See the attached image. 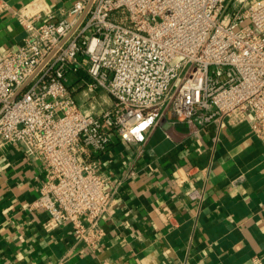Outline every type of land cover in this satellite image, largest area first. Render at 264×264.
Masks as SVG:
<instances>
[{
	"label": "built area",
	"instance_id": "2783aa9c",
	"mask_svg": "<svg viewBox=\"0 0 264 264\" xmlns=\"http://www.w3.org/2000/svg\"><path fill=\"white\" fill-rule=\"evenodd\" d=\"M57 13L34 1L15 14L24 35L0 53V147L43 166L32 207L92 253L113 200L98 159L112 133L142 142L170 111L200 129L245 123L264 141V0H76ZM79 72L112 106L77 99Z\"/></svg>",
	"mask_w": 264,
	"mask_h": 264
},
{
	"label": "crops",
	"instance_id": "0c3cea01",
	"mask_svg": "<svg viewBox=\"0 0 264 264\" xmlns=\"http://www.w3.org/2000/svg\"><path fill=\"white\" fill-rule=\"evenodd\" d=\"M4 1L0 53L24 35L17 11L76 0ZM98 159L113 200L92 253L69 223L32 207L43 166L18 144L0 147V264H264V141L247 124L200 129L167 111L142 142L112 133Z\"/></svg>",
	"mask_w": 264,
	"mask_h": 264
},
{
	"label": "rangeland",
	"instance_id": "374dc122",
	"mask_svg": "<svg viewBox=\"0 0 264 264\" xmlns=\"http://www.w3.org/2000/svg\"><path fill=\"white\" fill-rule=\"evenodd\" d=\"M69 77H70L68 78V82H70L69 85L70 87L73 86L74 88L73 93H75V96L79 101L83 102L86 96L92 94L93 99L95 100L93 101L95 105V109L112 106L113 98H111L104 90L101 89L94 91L87 90L85 83H83V80H86V75L84 72H79L78 74H70ZM79 91L80 94L79 93L77 94V92ZM85 93L88 95H86ZM85 102L87 103L88 99H86L84 103Z\"/></svg>",
	"mask_w": 264,
	"mask_h": 264
},
{
	"label": "water",
	"instance_id": "95a60500",
	"mask_svg": "<svg viewBox=\"0 0 264 264\" xmlns=\"http://www.w3.org/2000/svg\"><path fill=\"white\" fill-rule=\"evenodd\" d=\"M28 83V81H26L21 87L18 88V90L15 93V96L18 95L26 86V84Z\"/></svg>",
	"mask_w": 264,
	"mask_h": 264
}]
</instances>
